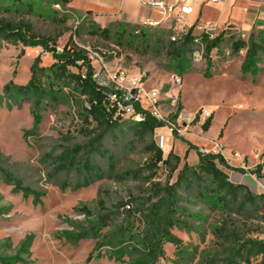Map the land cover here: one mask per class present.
Returning a JSON list of instances; mask_svg holds the SVG:
<instances>
[{
    "label": "rangeland",
    "instance_id": "obj_1",
    "mask_svg": "<svg viewBox=\"0 0 264 264\" xmlns=\"http://www.w3.org/2000/svg\"><path fill=\"white\" fill-rule=\"evenodd\" d=\"M77 2L74 6L71 0L66 4L56 2L58 6L52 0H33L29 6L27 0L21 5L1 2L0 19L28 23L37 37L54 39L58 51L69 39L95 51L102 61H90L93 69L101 70L103 64L121 67L127 73L145 72L143 86L158 90L157 109L160 118L168 122L156 128L149 139L160 147L163 157L169 151L179 157L174 172L170 174L159 163L150 181L171 183L184 162L196 165L197 150L188 148L191 143L202 153L221 155L230 166L220 167L229 181L245 185L252 193H264V49L246 72L240 69L245 49L232 51V43L247 40L249 33L216 29L213 35L223 31V40L209 53L203 50L199 61H192L191 54L175 59L158 49L155 41L158 37L165 42L181 33L173 19L158 26H137L148 36V48L144 49L140 38H131L134 31L130 26L121 32L123 28L117 22L106 26L107 39L90 33L100 24L85 16L83 2ZM192 17L188 15L186 23H192ZM38 54L42 65L52 63L51 54L42 52L39 46L0 39V167L39 195H24L0 177V258L8 259L9 264H150L137 261L138 248L133 240L141 230L139 205L150 193L146 177L151 157L145 142L128 141L117 131L107 136L103 144L113 155V172L105 170L102 178L87 185L72 187L73 172L53 178L47 175L53 156L85 141L86 125L79 115L86 102L64 88L61 101L34 111L29 101L13 100L5 94L2 87L9 82H27L29 65ZM174 75L181 77L178 86L172 83ZM204 111L209 115L201 119ZM174 114L175 119L170 120ZM123 117L131 121L129 112ZM206 118L211 119L210 126L202 131L200 126ZM169 125L174 132L169 131ZM260 164V174L252 173ZM124 173L125 178L117 177ZM63 178L70 180V186L60 187ZM184 197L176 212L179 223L171 229L179 243L164 241L162 254L152 260L153 264H203L207 257L219 253L213 230L223 220L244 237L264 239V209L227 214L212 197L195 193ZM122 202L125 204L119 205ZM107 211H115L117 218L100 228L95 238H82L76 243L68 239L71 234L89 231L97 217ZM120 225L129 228L123 243L99 246L106 234L117 231Z\"/></svg>",
    "mask_w": 264,
    "mask_h": 264
},
{
    "label": "trees",
    "instance_id": "obj_2",
    "mask_svg": "<svg viewBox=\"0 0 264 264\" xmlns=\"http://www.w3.org/2000/svg\"><path fill=\"white\" fill-rule=\"evenodd\" d=\"M33 0H27L26 5H30ZM70 0H52V2L68 3ZM11 5H21L22 0H0ZM118 27L130 26L133 32L131 38L142 40V47L148 48V36L146 32L137 29L136 25H127L117 22ZM121 28V29H122ZM124 28L121 30V32ZM92 34H98L104 39L109 36L108 27L96 26ZM192 26L178 39L163 41L156 37L155 41L158 49H164L166 54L178 59L186 56L192 51L193 44ZM204 43L205 53L216 48L224 38V32L220 31L211 39L200 34ZM0 39L12 43H21L23 46H39L47 53L51 54L52 63L48 66L41 64L40 55H36L29 65V77L25 84L16 85L8 83L2 87L5 94H10L13 100L29 101L34 111L42 110L44 104L51 105L62 100L61 91L64 88L70 93H76L86 102L82 107L80 116L81 122L85 124V141L73 144L64 148L57 155L49 160L50 169L47 175L53 178L59 174L73 172L75 180L72 187L87 185L88 183L100 179L105 175V170L113 172L114 159L111 151L103 144V140L117 131L119 137L127 138L128 141L145 142V149L150 153V162L147 164L149 177L147 180L149 195L140 203L139 221L141 230L133 236L136 242L138 255L137 261L153 264L157 256L162 253V243L168 242L177 245L179 240L171 233V229L179 221L176 216L179 203L185 199L184 194L195 193L198 197H212L216 203L227 213H256L259 209H264V193H252L241 183H232L228 180L227 174L220 168H230L224 158L218 153H202L193 144L188 143V148L197 150L198 163L194 166L183 163L178 169L173 182L166 181L164 184L150 181L154 174L153 169L159 163L165 165L171 174L177 168L179 157L169 151L166 157L162 156V150L153 140L149 139L154 130L166 125L165 120L156 119L146 110L134 104L135 112L143 115L141 121H124L117 114L113 102L107 97L111 89L100 85L91 76L93 67L86 56V50L70 39L58 51L53 44L54 39L40 38L31 32L28 23L19 21L17 23L0 19ZM49 42H52L49 43ZM245 49L244 63L240 69L246 72L251 69L254 58L259 51L264 49V30L257 29L256 34L250 32L247 40H236L232 43V51L238 52ZM71 68H74L73 71ZM11 90V92H10ZM175 114L169 119L174 120ZM211 119L206 118L201 124V130L207 131ZM94 123L93 127H89ZM173 131L172 125L168 126ZM174 132V131H173ZM186 153L184 154V158ZM103 164V165H102ZM261 164L257 165L252 173L260 174ZM1 179L11 185L14 190L21 191L24 195L34 193L39 195L29 186L24 185L22 180L0 167ZM118 178L126 177L120 174ZM71 182L63 178L59 183L61 188L70 186ZM125 202L119 205L123 206ZM126 212L129 210L126 209ZM115 211H107L97 217L93 227L89 231H82L68 236V239L76 243L82 238H95L102 227L108 226L117 217ZM263 217V215H261ZM128 227H118V230L105 237L99 246L121 245L124 241V234ZM219 253L209 256L203 264H252L258 260L257 264H264V239L244 237V235L226 220L213 230ZM0 262L9 264L8 259L0 258ZM136 264V263H132Z\"/></svg>",
    "mask_w": 264,
    "mask_h": 264
},
{
    "label": "built area",
    "instance_id": "obj_3",
    "mask_svg": "<svg viewBox=\"0 0 264 264\" xmlns=\"http://www.w3.org/2000/svg\"><path fill=\"white\" fill-rule=\"evenodd\" d=\"M199 0H139V2L151 9L156 10L160 14L159 19H146L142 21V26H158L162 21L167 19H173L179 25L180 34L178 36H170V40H175L184 34L187 29L192 26L193 44L191 57L192 61L197 62L201 59L204 43L201 40L200 34H204L208 39L215 37L212 31L216 30L214 25L210 23H186L185 19L192 13L193 4ZM221 0H203L207 3H218ZM58 6L57 3L54 4ZM189 24L183 31V27ZM194 29L197 33H194ZM138 30L134 32L137 33ZM86 50V49H85ZM42 52H45L41 49ZM47 53V52H45ZM40 55V54H39ZM86 56L89 61H102L95 51L86 50ZM91 63V62H90ZM102 69H93L92 78L96 80L100 85L107 86L111 89L107 97L116 107L117 114L120 118L123 117L125 112H129L131 121H141L143 115L135 112L134 104H138V107L142 110H146L151 116L156 119L164 120L160 118L157 101L158 90L154 88H144L143 81L145 79L144 71H135L134 73H127L121 67L110 68L102 64ZM172 83L175 86L180 85L181 77L174 75L172 77ZM209 112L204 111L201 119L208 116ZM171 131L170 128H168Z\"/></svg>",
    "mask_w": 264,
    "mask_h": 264
},
{
    "label": "crops",
    "instance_id": "obj_4",
    "mask_svg": "<svg viewBox=\"0 0 264 264\" xmlns=\"http://www.w3.org/2000/svg\"><path fill=\"white\" fill-rule=\"evenodd\" d=\"M83 2L85 16L100 26L113 22L141 26L146 19L156 20L160 14L142 5L139 0H79ZM73 6L77 0H71ZM192 23H210L216 29L229 28L248 34L253 29L264 30V0H221L207 3L199 0L192 7ZM190 14V15H191Z\"/></svg>",
    "mask_w": 264,
    "mask_h": 264
}]
</instances>
